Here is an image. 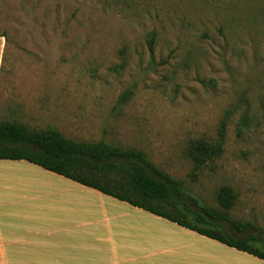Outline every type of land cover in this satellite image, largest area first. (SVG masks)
<instances>
[{
    "label": "rangeland",
    "instance_id": "rangeland-1",
    "mask_svg": "<svg viewBox=\"0 0 264 264\" xmlns=\"http://www.w3.org/2000/svg\"><path fill=\"white\" fill-rule=\"evenodd\" d=\"M0 35V122L143 151L201 206L232 188V217L264 230V0H0ZM224 122L197 169L189 142Z\"/></svg>",
    "mask_w": 264,
    "mask_h": 264
},
{
    "label": "crops",
    "instance_id": "crops-1",
    "mask_svg": "<svg viewBox=\"0 0 264 264\" xmlns=\"http://www.w3.org/2000/svg\"><path fill=\"white\" fill-rule=\"evenodd\" d=\"M5 47L0 37V79ZM127 205L27 161L0 160V264H264ZM122 210L148 218L120 222Z\"/></svg>",
    "mask_w": 264,
    "mask_h": 264
},
{
    "label": "trees",
    "instance_id": "trees-1",
    "mask_svg": "<svg viewBox=\"0 0 264 264\" xmlns=\"http://www.w3.org/2000/svg\"><path fill=\"white\" fill-rule=\"evenodd\" d=\"M5 38V36L0 35ZM156 33L148 44L154 52ZM128 99V94L122 102ZM226 123L219 140L189 142L186 153L197 169L224 153ZM0 160L27 161L94 189L132 207L176 223L231 248L264 260V230L230 214L236 195L225 186L218 193L219 209L201 206L186 196L182 182L156 167L140 150L105 141L77 142L53 128L35 131L16 122H0ZM193 202L198 211L190 208ZM258 233H252V230Z\"/></svg>",
    "mask_w": 264,
    "mask_h": 264
}]
</instances>
